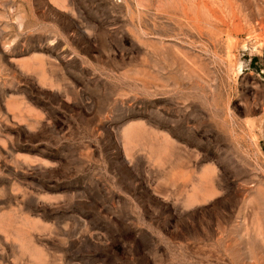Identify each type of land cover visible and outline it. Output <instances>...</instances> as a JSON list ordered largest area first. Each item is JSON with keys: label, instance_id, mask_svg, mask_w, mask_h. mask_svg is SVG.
<instances>
[{"label": "rangeland", "instance_id": "374dc122", "mask_svg": "<svg viewBox=\"0 0 264 264\" xmlns=\"http://www.w3.org/2000/svg\"><path fill=\"white\" fill-rule=\"evenodd\" d=\"M0 264H264V0H0Z\"/></svg>", "mask_w": 264, "mask_h": 264}]
</instances>
